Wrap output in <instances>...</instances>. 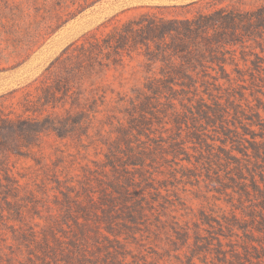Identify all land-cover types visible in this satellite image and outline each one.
I'll return each instance as SVG.
<instances>
[{
    "label": "rangeland",
    "instance_id": "obj_1",
    "mask_svg": "<svg viewBox=\"0 0 264 264\" xmlns=\"http://www.w3.org/2000/svg\"><path fill=\"white\" fill-rule=\"evenodd\" d=\"M210 1L102 0L47 37L23 64L0 25V119L10 122L0 126L14 130L0 139V264H264V233L256 229L264 215L257 193L264 189V161L251 150L264 135L248 120L245 133L232 117V108L247 109V100L264 101L259 49L248 63L240 50L234 63L229 59L231 83L211 64L205 75L192 73L198 92L184 87L193 86L190 80L177 81L176 92L161 95L156 118L147 116L146 123L140 101L150 77L165 82V68L145 49L103 72L96 103L65 104L49 123L44 118L53 110L38 104L47 69L86 36L145 13L193 19L211 12ZM51 2L38 0V10L65 12V0ZM243 2L249 11L264 0ZM258 57L262 69L255 71ZM29 91V110L36 113L26 110ZM211 109L228 112L224 125L237 142L225 144L219 128L201 117ZM173 114L187 117L179 136ZM31 121L40 128L45 121L47 129L34 138ZM191 133L209 150L190 141ZM241 164L248 168L243 175Z\"/></svg>",
    "mask_w": 264,
    "mask_h": 264
},
{
    "label": "trees",
    "instance_id": "obj_2",
    "mask_svg": "<svg viewBox=\"0 0 264 264\" xmlns=\"http://www.w3.org/2000/svg\"><path fill=\"white\" fill-rule=\"evenodd\" d=\"M42 1L44 5H48L51 0ZM101 1L65 0V12L53 13L38 10V0L17 2L0 0V25L5 30L4 33L13 40L7 39L5 44L14 47L13 52L22 57L20 58L22 61L18 64H23L43 46L47 37L52 36L65 23ZM208 5L210 13H202L193 19L169 20L156 14H141L133 20L113 26L109 32L90 34L82 42L71 45L52 63L44 75L41 94L37 98L38 104L44 111L51 108L54 112L47 115L44 118L45 121L49 123L54 120L56 116L53 115H56V110L63 108L65 104L84 108L89 103H96L95 96L104 86L102 83L105 79L101 77L103 72L122 64L125 56L131 57L133 53L141 49L146 50L153 63L161 62L165 68L160 73L165 82L158 80L161 76L158 78L157 75L150 77L147 81L146 91H144L146 98L140 101V115L144 123L147 122V116L156 118L155 103L160 102L161 95L176 92L174 87L177 81L190 80L193 86L185 85L184 87L194 88L198 92L199 88L192 73L201 69L205 75L204 70L208 68V64L218 66L224 75L222 79L231 83V75L227 73L226 66L231 65L229 59L232 63L236 61L238 50L247 63L250 61L248 57L253 49L254 51L259 49L264 53V3L249 11L242 8L243 0H211ZM228 54L231 58H227ZM256 55L252 54L255 57ZM256 60L253 62L255 71H260L263 62L259 57L258 61ZM176 62L179 64L175 65ZM254 77L256 80V76ZM150 94L157 97L153 100ZM30 96H32L30 91L24 96L26 110L29 113H36L34 110H29L32 98ZM176 97L172 96L168 100L169 106H175L174 101L178 100ZM254 99L256 104L247 100V109L232 108L234 110L232 117L238 125H241L238 128L242 127L245 133L248 130L242 124L243 121L248 120L252 123V127H257L258 131L264 135V101L262 98ZM187 100L193 102L190 98ZM211 111L210 114L207 112L200 115L209 126L219 128L218 133L226 138L225 144L237 142L233 131L224 125V118L228 112L219 109H211ZM173 116L176 124L175 135L179 136L182 125H188V121L181 120L187 117L178 114ZM45 121H43V128L35 127L36 123L39 124L38 121H31L28 125L34 138L47 129V126H44ZM0 122L3 125L10 123L3 119H0ZM34 123L35 126H33ZM235 127L237 128L236 124ZM11 133H14L13 128L0 126V139L5 140ZM189 139L193 143L197 141L201 144L203 151L209 150L200 134L191 133ZM262 139L264 141V136ZM176 145L172 148L178 155L182 149L180 143L176 142ZM241 145L236 149L239 152L242 151L239 148ZM251 145L254 158L257 161H264V142ZM228 160L232 162L233 159ZM208 161L209 165L214 162ZM245 169L248 168L241 164L240 175H243ZM257 189L258 200L263 204L264 211V189L259 187ZM256 229L264 233V215L261 216L260 222L257 220Z\"/></svg>",
    "mask_w": 264,
    "mask_h": 264
}]
</instances>
